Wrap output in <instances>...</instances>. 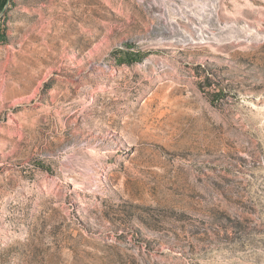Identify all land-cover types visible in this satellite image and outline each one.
I'll return each instance as SVG.
<instances>
[{"label":"rangeland","instance_id":"obj_1","mask_svg":"<svg viewBox=\"0 0 264 264\" xmlns=\"http://www.w3.org/2000/svg\"><path fill=\"white\" fill-rule=\"evenodd\" d=\"M0 264H264V0H0Z\"/></svg>","mask_w":264,"mask_h":264}]
</instances>
